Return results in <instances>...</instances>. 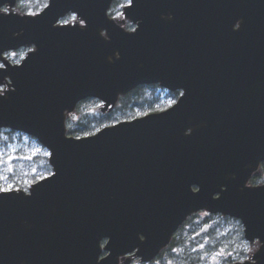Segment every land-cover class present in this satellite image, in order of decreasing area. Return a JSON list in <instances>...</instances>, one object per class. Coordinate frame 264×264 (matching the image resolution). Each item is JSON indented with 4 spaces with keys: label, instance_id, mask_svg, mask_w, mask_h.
Returning <instances> with one entry per match:
<instances>
[{
    "label": "water",
    "instance_id": "95a60500",
    "mask_svg": "<svg viewBox=\"0 0 264 264\" xmlns=\"http://www.w3.org/2000/svg\"><path fill=\"white\" fill-rule=\"evenodd\" d=\"M111 2L0 12V55L35 46L0 67L12 85L0 126L34 136L52 166L29 192H0V264H116L134 249L146 259L198 209L238 218L260 241L233 264H264V183H247L264 160V0H131L133 30L108 15ZM67 12L84 24L59 23ZM153 82L184 95L90 134L66 132L79 100L110 109Z\"/></svg>",
    "mask_w": 264,
    "mask_h": 264
},
{
    "label": "rangeland",
    "instance_id": "374dc122",
    "mask_svg": "<svg viewBox=\"0 0 264 264\" xmlns=\"http://www.w3.org/2000/svg\"><path fill=\"white\" fill-rule=\"evenodd\" d=\"M128 2L129 0H113L108 14L124 28L131 30L135 23L123 14V6ZM45 3L40 0H17L16 5L13 6L1 5L0 12H4L3 9H8L7 12L34 14L42 9ZM25 6L26 8H24ZM58 21L84 24V21L72 12H67ZM32 49H34L33 44L19 47L15 50V55L11 56V60L18 62ZM0 89L4 93L8 87H0ZM177 91L175 96L165 90L157 92L154 98L158 99L153 100V106L161 104V102L166 103L167 106L171 105L170 101H175L180 93V90ZM102 106L103 102L95 97L79 100L75 108L66 114L67 133L74 136L90 134L103 125L119 119H130L155 111L147 103L143 107L128 105L120 109L116 107L117 105L110 109H103ZM80 115L86 127L69 133V125L76 127ZM96 118L98 120H95ZM0 139L6 140L5 143L0 144V187L8 188L11 185V189L20 188L27 191L39 177L51 173L52 166L48 161V149L36 138L24 132L14 131L10 127L0 126ZM5 171L9 172V176L5 174ZM261 174L262 166L260 164L248 183L252 185L263 183L264 177L253 181V178ZM186 220L185 225L178 233V237H181L179 239L176 237L165 252V254L172 255V264H189V261L192 262L191 264H213V261L216 264H232L237 260L251 259L252 254L259 248L260 241L258 239L247 240L243 236L240 220L236 217L221 213H209L207 210L201 209L192 213ZM206 224L208 225L207 230L205 228L200 232V229Z\"/></svg>",
    "mask_w": 264,
    "mask_h": 264
},
{
    "label": "trees",
    "instance_id": "16d2710c",
    "mask_svg": "<svg viewBox=\"0 0 264 264\" xmlns=\"http://www.w3.org/2000/svg\"><path fill=\"white\" fill-rule=\"evenodd\" d=\"M42 3L46 2V0H40ZM26 8V6L24 7ZM168 91L169 94L175 96L176 93L178 92L177 90H167L163 87H161L158 83H143V84H139L136 87L132 88L131 90H129L128 92L121 94L119 96V99L116 103V107L117 108H125L128 105H132V106H139V107H143L145 105V103H147V105L149 107H153L154 110H160L162 108L167 107L166 103H162L158 104L156 106H153V100L158 99L157 97L154 98L155 94H157V92H161V91ZM81 115L79 116V120H77V124L74 123L75 125H77L76 127H71V125H69L68 128V132H72L76 129H83L86 127L85 122L81 120ZM95 120H98V118H96ZM107 120H109L107 118ZM33 160H35V157H33ZM47 163V162H46ZM48 164V163H47ZM261 166H262V174L260 176H256L255 178H253V181L255 179H259V178H263L264 177V160L261 162ZM50 170V167H49ZM264 179V178H263ZM175 241V240H174ZM172 241L171 244L174 242Z\"/></svg>",
    "mask_w": 264,
    "mask_h": 264
},
{
    "label": "flooded vegetation",
    "instance_id": "af4514ba",
    "mask_svg": "<svg viewBox=\"0 0 264 264\" xmlns=\"http://www.w3.org/2000/svg\"><path fill=\"white\" fill-rule=\"evenodd\" d=\"M8 52V53H7ZM15 53V50H9L4 52L1 56H0V63H2L4 66H6L5 61H9L11 64H15V61L11 60V56L12 54ZM3 66V67H4ZM0 87H8V89L12 88L11 82H10V78L8 75H5L2 79V81H0ZM1 90V89H0ZM2 92L0 91V94ZM12 129V128H10ZM14 131H20L23 132L21 130H16V129H12ZM5 139H0V144L2 145L3 143H5ZM5 174L9 176V172L5 171ZM192 215V214H191ZM188 218V217H187ZM186 218V219H187ZM184 220L183 223L178 227V229L172 234L170 243H168L167 245L163 246L162 248H160L154 255H152L149 258H142L141 255L136 254V250H132L129 251L121 256L118 257V261L116 264H172L171 262V258L172 255L170 254H165L166 250L170 247L171 242L175 240V238L177 237L178 239L181 237H178V233H180L181 228L185 225V221ZM206 227V229H205ZM208 225L206 224L205 226H203L201 229H205L207 230ZM200 229V230H201ZM201 232V231H200ZM192 262L189 261V264H191ZM213 264H216L215 261H213Z\"/></svg>",
    "mask_w": 264,
    "mask_h": 264
},
{
    "label": "snow or ice",
    "instance_id": "6c2138e0",
    "mask_svg": "<svg viewBox=\"0 0 264 264\" xmlns=\"http://www.w3.org/2000/svg\"><path fill=\"white\" fill-rule=\"evenodd\" d=\"M129 3H131V0H129ZM2 11L7 12L8 9H3ZM81 23H83V21H81ZM12 55H15V53H13ZM3 66L4 65L2 63H0V67H3ZM0 91H2V90H0ZM180 95L183 96L184 94L181 93ZM170 103H175V101H170ZM38 179H41L42 180V179H45V177H39ZM11 187H12L11 185L8 188L0 187V192L10 191L11 190Z\"/></svg>",
    "mask_w": 264,
    "mask_h": 264
}]
</instances>
